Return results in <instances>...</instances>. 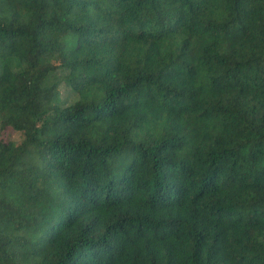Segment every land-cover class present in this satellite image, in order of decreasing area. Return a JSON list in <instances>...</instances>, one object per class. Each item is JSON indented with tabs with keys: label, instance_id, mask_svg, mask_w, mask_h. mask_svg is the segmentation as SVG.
I'll list each match as a JSON object with an SVG mask.
<instances>
[{
	"label": "trees",
	"instance_id": "trees-1",
	"mask_svg": "<svg viewBox=\"0 0 264 264\" xmlns=\"http://www.w3.org/2000/svg\"><path fill=\"white\" fill-rule=\"evenodd\" d=\"M0 264H264V0H0Z\"/></svg>",
	"mask_w": 264,
	"mask_h": 264
}]
</instances>
